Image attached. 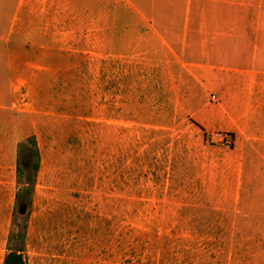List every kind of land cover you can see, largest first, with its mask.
<instances>
[{
	"label": "rangeland",
	"instance_id": "rangeland-1",
	"mask_svg": "<svg viewBox=\"0 0 264 264\" xmlns=\"http://www.w3.org/2000/svg\"><path fill=\"white\" fill-rule=\"evenodd\" d=\"M114 4L106 26L59 42L63 57H34L41 42H30L9 58V102L0 88V264L10 231L23 233L10 247L24 264H264L263 164L243 170L239 187L228 173L220 216L207 208L202 159L231 137L202 132L183 103L191 90L170 88L146 48L151 25ZM16 166L32 184L18 181Z\"/></svg>",
	"mask_w": 264,
	"mask_h": 264
},
{
	"label": "crops",
	"instance_id": "crops-1",
	"mask_svg": "<svg viewBox=\"0 0 264 264\" xmlns=\"http://www.w3.org/2000/svg\"><path fill=\"white\" fill-rule=\"evenodd\" d=\"M114 3L136 10L137 25H151L146 48L160 57L159 71L167 72L170 88L191 90L183 103L202 132L231 137L229 147L211 146L201 162L202 201L220 216V184L232 182L228 173L234 172L239 187L243 170L264 166V0H0L4 100L11 98L16 68L9 58L18 49L41 42L34 57H63L59 42L81 38L86 25L106 26ZM66 26L72 27L68 38ZM19 41L24 43L18 48ZM223 169L226 179H220Z\"/></svg>",
	"mask_w": 264,
	"mask_h": 264
},
{
	"label": "trees",
	"instance_id": "trees-1",
	"mask_svg": "<svg viewBox=\"0 0 264 264\" xmlns=\"http://www.w3.org/2000/svg\"><path fill=\"white\" fill-rule=\"evenodd\" d=\"M29 139L32 141V143L35 145L34 142V137L30 136ZM38 168V164L37 162H34V164L32 165V173L33 176L35 175L36 171ZM25 170L20 168L19 166H16V175L18 177V181L19 179L23 180V184L26 185H30L33 183L34 178H32L30 176V174H28V172H26V174L24 175ZM25 189H27V187H25ZM18 237L19 239H23V233L21 232H17V233H13L12 231L9 232L8 234V238H7V242H8V247H7V253L4 255L3 257V261L2 264H24L22 255H21V249H17V250H13L10 245H11V241Z\"/></svg>",
	"mask_w": 264,
	"mask_h": 264
},
{
	"label": "water",
	"instance_id": "water-1",
	"mask_svg": "<svg viewBox=\"0 0 264 264\" xmlns=\"http://www.w3.org/2000/svg\"><path fill=\"white\" fill-rule=\"evenodd\" d=\"M26 203H21L18 207V213L23 214L25 212Z\"/></svg>",
	"mask_w": 264,
	"mask_h": 264
},
{
	"label": "built area",
	"instance_id": "built-area-1",
	"mask_svg": "<svg viewBox=\"0 0 264 264\" xmlns=\"http://www.w3.org/2000/svg\"><path fill=\"white\" fill-rule=\"evenodd\" d=\"M216 135H217V136H221V137H222V138H221L222 140H224L225 142H228V143H229V141L225 138V136L222 135V133L217 132Z\"/></svg>",
	"mask_w": 264,
	"mask_h": 264
}]
</instances>
